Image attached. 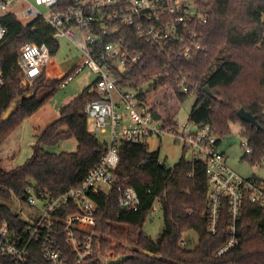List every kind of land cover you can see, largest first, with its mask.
<instances>
[{"label":"trees","instance_id":"1","mask_svg":"<svg viewBox=\"0 0 264 264\" xmlns=\"http://www.w3.org/2000/svg\"><path fill=\"white\" fill-rule=\"evenodd\" d=\"M203 1L210 8V20L202 30L208 54L181 62L196 87L189 94H182L172 79L155 78L150 82L159 89L155 110L168 114L169 119L175 118L181 103L196 94L190 120L210 123L220 143L230 133L232 123H241V134L253 149L245 157L252 164L259 163L264 158V0ZM0 21L7 28V35L0 42V68L5 76V85L0 90L1 145L24 119L44 106L73 73L54 79L42 75L34 89L25 90L21 86L23 72L17 62L20 48L30 42L45 43L55 55L60 48L59 39L54 37L53 29L38 18L23 24L14 15L7 14ZM163 62L164 58L150 56L149 65L142 71L149 72L148 78L142 82L138 77L131 78L133 86L141 87L154 79L156 69ZM205 87H209L212 95ZM44 88L45 93L39 95ZM88 89L87 86L62 106L60 116L35 135L32 155L23 164L6 171L0 161V220H7L12 229L22 230L29 221L13 210L10 201L26 202L30 187L38 196L58 197L79 185L100 163L107 141L89 131L85 108L98 95ZM13 106L10 118L4 121V115ZM240 108L251 112L259 127L243 121L237 113ZM72 137L77 140L74 151L57 153L44 148V145H56ZM119 157L113 187L95 196L98 203L95 243L102 255H95L83 264H101L108 251L115 252L116 256H132L120 264H264V206L251 202L249 197L244 199L238 223L241 242L226 254L217 255L218 249L231 237L229 211L224 205L218 232L210 233L205 217L209 186L202 159L192 161L183 155L169 167L165 162L160 163L159 153L150 152L144 142L125 139L120 142ZM119 187L137 191L141 201L137 211L122 209L118 202ZM156 203L164 226L155 239L146 234L143 226ZM75 210L64 209L61 216ZM183 235L187 238L185 245L181 244ZM25 264H50L35 240L29 244Z\"/></svg>","mask_w":264,"mask_h":264},{"label":"built area","instance_id":"2","mask_svg":"<svg viewBox=\"0 0 264 264\" xmlns=\"http://www.w3.org/2000/svg\"><path fill=\"white\" fill-rule=\"evenodd\" d=\"M0 0V18L14 15L23 24L40 19L54 31V37H64L81 53V57L66 73L73 75L63 82L65 86L75 74L89 68L95 80L88 91L98 98L89 102L85 113L94 132L107 133L110 138L100 163L91 169L84 180L58 197L38 196L28 188L26 204L35 209L29 224L22 230L12 229L7 220H0V264H25L31 241L40 243L44 259L50 264H83L95 255H102L95 243V196L108 192L115 182L119 164V146L122 139L144 142L149 136H171L182 145L189 160L202 159L206 164L208 180L205 217L208 231L218 232L223 206L229 211L231 237L220 247L221 256L237 246L238 223L241 220L245 197L264 206V180L243 177L227 162L221 149L216 129L210 124L193 121L180 123L168 114L155 110L159 89L150 84L157 77L172 79L179 93L189 94L196 87L182 61H191L198 55H207L202 30L210 20V8L203 0ZM22 6L26 19L20 20L13 11ZM43 7V9L41 8ZM7 28L0 21V42ZM154 54V55H152ZM151 57L164 58L156 69L154 79L143 86H133L131 78H148ZM54 55L47 44L26 43L19 50L18 66L23 72L22 85L32 86L45 75ZM64 74V75H66ZM62 75V76H64ZM54 78H60L54 75ZM129 78V79H127ZM5 76L0 68V90ZM142 94H144L142 96ZM145 143V142H144ZM246 154L253 149L247 139L241 141ZM164 161H160L163 163ZM118 202L126 210L137 211L141 201L137 191L119 187ZM41 200L43 206H38ZM76 209L61 216L64 209ZM156 211V209H153ZM187 238H181L185 245ZM109 257L105 254V264Z\"/></svg>","mask_w":264,"mask_h":264},{"label":"rangeland","instance_id":"3","mask_svg":"<svg viewBox=\"0 0 264 264\" xmlns=\"http://www.w3.org/2000/svg\"><path fill=\"white\" fill-rule=\"evenodd\" d=\"M34 3V0H28ZM28 2V4H29ZM43 9V7H41ZM22 6H15V11L20 20L26 19V15L22 13ZM60 48L54 55V60H51L49 64V75L59 73L60 69H67L69 65L73 64L80 59L81 53L64 37H59ZM96 75L89 69L85 68L78 74H75L73 78L63 87H59L56 94L41 107L40 112L36 113L33 117L26 119L33 120L34 124L40 126L39 130H43L47 125L55 121L60 116V109L67 104L74 97L79 95L89 84L95 80ZM47 79V78H46ZM21 86L25 90H32L36 86L34 83L32 86ZM46 88L41 89L39 95L45 93ZM196 94L189 95L177 112L175 119L180 123L190 121L191 110L195 104ZM24 119L8 136V138L0 145V161L4 170L8 171L12 168L23 164L28 157L32 155L33 145L35 143V135H33V126L31 122L25 124ZM38 120V121H37ZM91 120L88 119L89 131L95 133L101 140L109 141L110 128L107 133L94 132L91 126ZM242 125L239 122H234L230 126V133L221 140V148L226 152L228 164L240 175L244 177H257L264 180V158L261 162L252 164L248 158L245 157V150L241 146V141L245 138L241 134ZM150 152H158L160 161H164L167 166L173 167L179 159L185 155V151L181 144L176 143L175 140L169 136H149L144 140ZM46 151L50 152H62V151H74L77 148V140L72 137L64 139L56 145H44ZM12 152H14L12 154ZM15 154V155H14ZM190 153H186V157H189ZM9 204L13 210L19 213L23 218L29 219L35 209L28 207L26 202L19 199L10 201ZM38 206H43V202L38 200ZM154 209L147 217L144 223V231L152 238H158L163 230L164 219L159 205L156 203ZM113 244L115 240H111ZM111 255L116 256L115 252L108 251Z\"/></svg>","mask_w":264,"mask_h":264},{"label":"water","instance_id":"4","mask_svg":"<svg viewBox=\"0 0 264 264\" xmlns=\"http://www.w3.org/2000/svg\"><path fill=\"white\" fill-rule=\"evenodd\" d=\"M205 91H206L208 94L212 95V92H211V90L209 89V87H205ZM13 111H14V106L11 107V108L8 110V112L4 115V118H3L4 121H7V120L10 118V116H11V114H12ZM237 113H238V116H239L243 121L250 123L252 126H257V127H259V123H258V121H257V118H256L254 115H252L251 112L247 111V110L244 109V108H240V109L238 110ZM121 207H122V209H126V207H125L124 205L121 206ZM131 257H132L131 255H125V254H123V255H118V256H115V257H109V258L106 260V263H105V264H120V263L124 262L125 260L130 259Z\"/></svg>","mask_w":264,"mask_h":264},{"label":"crops","instance_id":"5","mask_svg":"<svg viewBox=\"0 0 264 264\" xmlns=\"http://www.w3.org/2000/svg\"><path fill=\"white\" fill-rule=\"evenodd\" d=\"M54 60V59H53ZM77 62V61H76ZM76 62H74L73 64H71V65H69V67L67 68V69H60V71H59V73H57L56 75H59V77H62V75H64V74H66L71 68H72V66L76 63ZM48 71H49V68H48ZM48 74H49V72H48ZM54 75H49V79H54V77H53ZM41 109V108H40ZM40 109L36 112L37 114H38V112H40ZM35 113V114H36ZM35 114H33L31 117H33V116H35ZM30 117V118H31ZM30 118L29 119H26L25 120V124H28L29 122H31L30 124H31V126H33V135H36V134H39V133H41L42 131L41 130H39L40 129V126H37V124H34V121L33 120H30ZM38 121V120H37ZM242 128V127H241ZM242 130V129H241ZM221 147V146H220ZM222 150H223V148H221ZM224 151V150H223ZM225 152V151H224ZM14 152H12V154H13ZM225 154H226V152H225ZM15 155V154H14ZM227 156V155H226ZM227 162H228V160H227ZM242 176V175H241ZM244 177V176H243Z\"/></svg>","mask_w":264,"mask_h":264},{"label":"bare ground","instance_id":"6","mask_svg":"<svg viewBox=\"0 0 264 264\" xmlns=\"http://www.w3.org/2000/svg\"><path fill=\"white\" fill-rule=\"evenodd\" d=\"M52 60V59H51ZM50 63H51V61H50Z\"/></svg>","mask_w":264,"mask_h":264}]
</instances>
